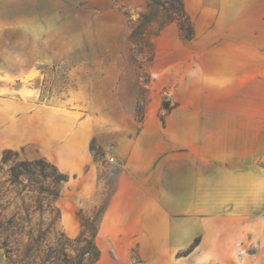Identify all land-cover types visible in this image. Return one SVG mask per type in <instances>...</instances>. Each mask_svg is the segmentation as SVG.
<instances>
[{
	"label": "rangeland",
	"instance_id": "374dc122",
	"mask_svg": "<svg viewBox=\"0 0 264 264\" xmlns=\"http://www.w3.org/2000/svg\"><path fill=\"white\" fill-rule=\"evenodd\" d=\"M175 1L0 0V264H28L29 231L49 232L40 256L82 247L61 237L67 221L79 231L70 239L98 228L97 247L121 264L173 261L200 241L179 242L180 223L223 225L250 169L264 168V50H252L264 42L232 36L222 0H180L185 39ZM6 151L18 156L3 164ZM38 158L68 177L60 221L37 212L7 232L10 216L35 206L6 182L9 167ZM121 183L122 209L108 215L136 223L139 243L108 242L113 228L99 236Z\"/></svg>",
	"mask_w": 264,
	"mask_h": 264
},
{
	"label": "crops",
	"instance_id": "0c3cea01",
	"mask_svg": "<svg viewBox=\"0 0 264 264\" xmlns=\"http://www.w3.org/2000/svg\"><path fill=\"white\" fill-rule=\"evenodd\" d=\"M223 14L228 20V29L232 36L245 38L252 45H260L264 42V0H222ZM227 10V12H226ZM227 13V14H226ZM254 51H261L264 48H252ZM53 147H57V140L51 139ZM67 142V141H66ZM89 140L83 138L81 149L82 156L79 161L88 163ZM252 183L240 192L238 201L231 204L229 216L223 220V225L218 222L210 226L205 222L203 231H197V222L193 217L183 224L180 223V232L176 237L183 245H189L195 238L200 236V241L195 250L186 256L173 259L162 258L158 261L147 264H264V168L254 166L250 169ZM189 195H195L197 189L196 178L190 176L188 183ZM122 183L119 185L116 194L112 197L108 210L101 222L100 234L107 229H116V235L112 236L111 243H139L135 236L137 225L127 220L113 219L108 212L120 201ZM120 208V209H119ZM176 212H181V205L175 207ZM196 211L192 205L184 208V211ZM126 219V218H125ZM67 236L74 238L79 231L67 221ZM102 234V236H104ZM255 247V250L246 253L247 247ZM101 252V251H100ZM95 264H121L116 259L107 258L101 252L100 259ZM130 264V263H127ZM146 264V263H139Z\"/></svg>",
	"mask_w": 264,
	"mask_h": 264
},
{
	"label": "trees",
	"instance_id": "16d2710c",
	"mask_svg": "<svg viewBox=\"0 0 264 264\" xmlns=\"http://www.w3.org/2000/svg\"><path fill=\"white\" fill-rule=\"evenodd\" d=\"M175 2L177 7L173 14L175 16L174 19L179 23L181 36L185 39H191L192 28L188 18L185 17L182 3L180 0ZM17 156L16 152L6 151L3 153L1 163L6 164L11 158H17ZM6 182L15 189L17 196L24 193H33L35 202V206L32 209H23V212L13 214L4 222L3 228L7 232H11L16 228L17 220L28 221L37 212L40 214L46 213L49 216L50 225L60 221V212L55 203L60 196L61 186L68 182V177L59 172L53 164H50L44 158L16 162L9 167ZM48 233V230L39 231L37 236L33 235L31 231L26 233V237L30 241V244L25 248V260H27L28 264H95L100 259L101 252L95 242L98 228L89 239L85 237L86 230L81 232L80 236L75 239H70L66 235L60 234L61 237L70 243L82 245V247L74 249L71 254L67 253L66 250L59 251L54 248H48V252L40 256L41 251H39L38 243L44 240ZM8 235L10 236L11 234L9 233ZM196 246L194 244L191 245L186 255L190 254Z\"/></svg>",
	"mask_w": 264,
	"mask_h": 264
}]
</instances>
